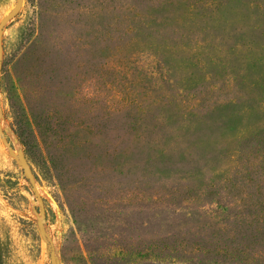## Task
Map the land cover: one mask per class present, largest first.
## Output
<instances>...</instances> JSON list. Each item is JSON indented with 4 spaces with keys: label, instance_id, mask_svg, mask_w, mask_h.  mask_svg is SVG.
I'll list each match as a JSON object with an SVG mask.
<instances>
[{
    "label": "rangeland",
    "instance_id": "374dc122",
    "mask_svg": "<svg viewBox=\"0 0 264 264\" xmlns=\"http://www.w3.org/2000/svg\"><path fill=\"white\" fill-rule=\"evenodd\" d=\"M34 2L22 0L1 38L0 264H78L80 255L79 235L67 233L73 224L55 188L12 132L8 97L19 86L32 130L58 163L81 159L90 146L102 151L93 163H108L106 143L98 138L89 145L80 126L101 113L113 121L111 134L139 146L164 129L190 133L189 152L207 155L201 162L209 170L169 181L181 192L172 201L186 197L188 210L205 216L190 226L203 229L211 250L223 249L206 261L264 264V0H113L124 19L111 35L119 40L109 51L93 43L91 59L103 69L90 72L88 84L44 65L30 68L37 57L21 59ZM15 3L0 0V21ZM192 257L198 262L174 252L153 264H189Z\"/></svg>",
    "mask_w": 264,
    "mask_h": 264
},
{
    "label": "trees",
    "instance_id": "16d2710c",
    "mask_svg": "<svg viewBox=\"0 0 264 264\" xmlns=\"http://www.w3.org/2000/svg\"><path fill=\"white\" fill-rule=\"evenodd\" d=\"M34 3V17L30 20L21 59L37 57L27 61L30 68L44 65L57 69L65 80L78 75L80 83H90L94 76L90 72L103 69L102 62L97 64L91 59L93 43L97 41L101 51H109L119 40H113L111 35L124 19L121 16L118 20L120 13L113 0H37ZM54 5L56 9L51 10ZM20 88L15 97H8L10 126L26 159L55 188V201L68 213L73 224L67 233L79 235L78 264H153L174 252L199 258L198 262L190 258L189 264H206L212 254L217 257L222 252L215 245V249H210L202 235L203 229L194 230L190 226L203 219V213L196 212L197 216L190 212L186 197L172 201L181 192L175 185L168 186L169 181H184L190 175L207 174L209 170L201 162L207 155L189 152L186 141L192 138L190 133L179 135L174 129V132L164 129L156 134L154 142L148 140L139 146L120 133L111 134L109 128L113 121L107 113H101L81 120L80 126L87 132L89 145L98 138L106 143L108 163H93L102 151L91 146L81 159L58 163L32 130ZM200 138L197 135L194 139ZM151 147L157 150L153 152ZM157 154L168 161H158L154 158ZM177 155L178 159L173 160ZM172 188H176L175 193ZM178 203L180 206H175ZM214 258L211 264H219Z\"/></svg>",
    "mask_w": 264,
    "mask_h": 264
},
{
    "label": "water",
    "instance_id": "95a60500",
    "mask_svg": "<svg viewBox=\"0 0 264 264\" xmlns=\"http://www.w3.org/2000/svg\"><path fill=\"white\" fill-rule=\"evenodd\" d=\"M22 3V0H16L15 5L13 6L12 10L10 13H8L6 16L3 17V19L0 21V68H1V59H2V44H1V38H2V31L4 25L17 13L19 10V7ZM0 111H1V106H0ZM22 169L26 177L30 182H33V175L31 173V170L29 166L27 165L26 161L23 159L22 161Z\"/></svg>",
    "mask_w": 264,
    "mask_h": 264
}]
</instances>
